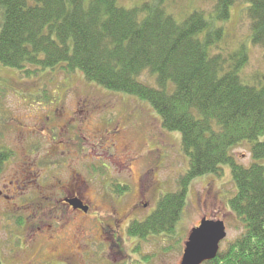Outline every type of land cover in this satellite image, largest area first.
<instances>
[{"label":"trees","instance_id":"1","mask_svg":"<svg viewBox=\"0 0 264 264\" xmlns=\"http://www.w3.org/2000/svg\"><path fill=\"white\" fill-rule=\"evenodd\" d=\"M162 2L127 10L115 0H0V64L26 75L79 71L103 89L146 101L165 130L180 134L188 159L180 190L163 196L144 222L131 223L129 237L172 233L187 185L229 166L235 192L228 205L242 231L204 264H264V83L241 81L246 55L230 56L235 63L227 69L221 54H210L222 29H210L201 12L177 23ZM235 2L215 0L214 18L228 19ZM245 2L251 41L264 49V0ZM145 71L154 87L139 81ZM244 142L251 145L248 167L231 155Z\"/></svg>","mask_w":264,"mask_h":264},{"label":"rangeland","instance_id":"2","mask_svg":"<svg viewBox=\"0 0 264 264\" xmlns=\"http://www.w3.org/2000/svg\"><path fill=\"white\" fill-rule=\"evenodd\" d=\"M115 2L118 7L130 10L150 3L151 0ZM162 3L165 12L177 23H181L195 11L201 12L210 20V29L211 27L222 29L221 38L210 47V54H221L226 59L227 69L235 63L230 56L237 60L242 54L246 55V62L239 70L241 81L255 87L264 83V49L251 41L250 19L246 14L245 0H236L225 21L214 18L215 0H163ZM140 15L141 18L144 16ZM207 31L208 29L202 32L199 38L203 39ZM138 79L148 86H155V77L147 71ZM169 87L172 88V85ZM77 107H86L90 111L105 110L104 115L126 128L123 138L130 143V149L140 157L139 162H134L131 166L135 182L146 172L148 176L145 184L154 192L147 194L148 204L155 195L161 199L162 196L180 190V181L188 168V159L181 147L180 134L162 128L159 117L146 101L133 95L108 91L88 82L79 71H66L60 67L51 71L38 70L35 74L26 75L0 64V127L9 123L5 130L0 128V144L10 146L16 153V157L9 163L6 175H9L10 169L23 159L28 148L33 150V153L29 154L31 158L38 156L44 158L50 153L48 140L42 141L44 138L38 136L39 132L35 136L32 132L33 122L35 123L32 121L33 115L48 113L49 110L64 111L71 115L79 109H76ZM92 119H96V114H92ZM18 123L22 127H19ZM27 129H32L31 133ZM40 140L43 143L39 142ZM250 147L248 142H244L232 149L231 155L237 165L248 167L252 164ZM86 149L84 152L90 154L89 147ZM98 151L103 153L104 149L99 148ZM71 161H67V167L59 168L54 173L63 183L69 175ZM161 163L162 168L159 167ZM108 166L112 174L117 170V176L119 173L124 176V172L116 169L115 165L109 163ZM83 167H78L81 174L86 173ZM51 173L48 170L40 178L45 190L51 188L49 187ZM0 192V252L4 259L1 264H66L62 262L63 260L67 264H180L187 237L191 229L197 227L203 218L224 222L227 236L220 245V250L225 249L242 231L241 223L228 205L235 192L229 166H223L219 176L214 174L201 176L187 185L185 202L172 233H166L167 236H149L146 239L121 235L119 255L107 250L108 241L103 240L100 226L94 221L101 219L100 223L106 230L108 225L113 227L110 220L113 210L105 196H98L97 189L91 192L93 201L87 217L80 213L64 211H59L52 219L45 217L44 224H51L56 236H53V233H43L47 230L45 226L35 231L38 222L20 226L18 222L21 220L20 216L24 218L30 214V210H23L26 201L17 203L15 207L12 204L15 197L2 188L1 184ZM47 194L49 193H44L43 197ZM5 196H8L7 200ZM132 197L136 201L139 194ZM38 198L40 197L37 195L36 201ZM131 202L129 199L128 205H122L117 209L120 217L127 214ZM149 208L151 207L147 209ZM147 209L142 207L136 209L138 212L132 215L130 221L141 222L147 216L150 217L156 208L144 213ZM42 213L39 210V214ZM121 225L124 226V222ZM78 229L83 231L87 239L77 244L74 237ZM64 254L68 256L66 259H63Z\"/></svg>","mask_w":264,"mask_h":264},{"label":"flooded vegetation","instance_id":"3","mask_svg":"<svg viewBox=\"0 0 264 264\" xmlns=\"http://www.w3.org/2000/svg\"><path fill=\"white\" fill-rule=\"evenodd\" d=\"M76 109L78 110H75L71 115L66 114L64 111L55 110L35 114L37 116L33 115L32 121H35V123L33 122L34 129L32 132L34 136L39 132L38 136L44 138L42 141L48 140L50 153L44 158L38 156L34 159L29 155L33 153V150L28 148L23 159L10 169L9 175H6L5 172L10 167L9 163L16 157V153L10 146L0 144V184L2 188L13 195V198L15 197L12 201L15 207H17V203L20 204V202L26 201L24 209L23 206L21 208L27 211L30 210V214L29 217L23 218V216H20L21 220L18 221L20 226L38 222L35 231L39 227L45 226L47 230L43 233L53 234L56 232L52 225L43 222L45 217L52 219L59 211L80 213L82 216L87 217L91 211V202L93 201L91 192L93 189H97L98 196H105L104 198L107 199L113 210V215L110 216L113 227L108 225L106 230L102 227L104 225L100 223L101 219L92 220L100 226L103 240L108 241L109 247L107 250L119 255V236H128L127 229L132 223L130 221L132 215L138 212L136 209L140 207L147 209L150 206L151 208L142 211L144 213L151 212V210L157 208L156 204L159 202V197L157 198V195H155L151 198L150 204L146 201L147 194L154 193L145 184L148 176L146 172L141 174V178L139 177L138 181L135 182L131 166L134 162H139L140 157L130 149V143L123 138L126 128L124 129L120 123L104 115L105 112L103 111L105 110L90 111L86 107H77ZM92 114H96V119H92ZM8 125L9 123L7 126H1L0 128L5 130ZM18 125L22 127L19 123ZM31 130L27 129L30 133ZM86 147H89L88 152H91L88 155L84 152L87 150ZM99 148L104 149V152L100 153ZM7 152H12V156H4ZM68 160H72L69 164L70 171L66 182L63 183L54 173L59 168L67 167ZM109 163L115 165L119 171H123L125 177L121 176L120 173L117 176V170L112 174L110 166H108ZM82 166H84L86 173H80L79 168ZM160 166L162 168L163 163ZM48 170L52 172L49 176V187L51 188L45 190L40 178ZM149 173L152 174L153 171H149ZM151 180L153 181V178ZM47 192L49 194L43 197V194ZM94 194L96 196V193ZM135 194H139L136 201L132 199V195ZM37 195L40 197L38 201H36ZM5 199L7 200L8 196H5ZM129 199L132 202L129 204L127 214L120 217L117 209L122 205H128ZM39 210L43 212L42 215L39 214ZM122 222H124V226L121 225ZM121 231L123 234H121ZM74 239L78 244L87 238L84 236L83 231L81 232L78 229ZM66 254L63 255V259L68 257ZM2 255L0 252V264L4 261ZM62 262L67 264L65 260Z\"/></svg>","mask_w":264,"mask_h":264},{"label":"water","instance_id":"4","mask_svg":"<svg viewBox=\"0 0 264 264\" xmlns=\"http://www.w3.org/2000/svg\"><path fill=\"white\" fill-rule=\"evenodd\" d=\"M226 238L223 221L203 218L191 229L180 264H203L217 257L221 242Z\"/></svg>","mask_w":264,"mask_h":264}]
</instances>
